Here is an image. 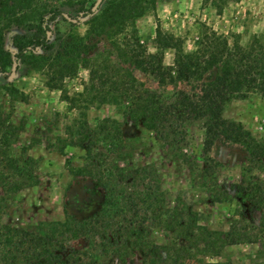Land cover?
Listing matches in <instances>:
<instances>
[{"label": "trees", "instance_id": "trees-1", "mask_svg": "<svg viewBox=\"0 0 264 264\" xmlns=\"http://www.w3.org/2000/svg\"><path fill=\"white\" fill-rule=\"evenodd\" d=\"M8 1L0 0V21L21 11V6L14 8ZM67 1L80 3L84 9L89 0ZM156 5L157 0H107L98 13L92 12V5L86 10L87 15H93L87 38L101 35L115 38L128 29L136 33V20L155 11ZM49 13L50 20L54 21L63 11L51 5ZM39 17L42 19L41 13ZM42 31L41 24L29 39L16 36V57L46 72L47 86L51 89H61L64 78L75 74L81 65L90 67L89 79L80 97L65 96L71 109L78 106L81 109L66 126L65 137L59 140L63 148H79L85 152L84 165L74 167L68 161L69 171L75 177L91 178L105 196L99 210L86 218L80 219L66 210L61 221L30 226L0 223V264H102L109 258L125 261L129 254L137 252L144 264H184L192 248L199 253L217 255L227 245L256 241L257 236L247 227L241 229L235 219L226 232L198 230L195 213L180 204L167 203L154 166L120 165L128 149L120 122L105 118L92 126L85 108L96 101L120 107L128 101L123 113L155 132L167 147L174 149H181L186 141V125L193 121L202 123L204 153L216 141L242 145L249 154V165L243 168L236 195L242 202L264 210V179L253 175L255 169L264 173V139L255 138L241 123L223 115L225 107L234 99H246L251 94L264 97L263 40L254 37L246 46L239 42L231 44L227 37L205 27L197 49L187 52L180 37L158 25L154 40L156 52H149L136 34L130 38L125 36L122 47L115 43L128 63L160 84L192 85L189 91L176 90L170 98H165L145 88L123 67L92 66L89 59H82V54L92 49L83 36L70 35L61 41L55 55L36 57L34 52L38 46L53 48L48 35H42ZM3 45L0 32V73L11 64ZM168 49L174 51L172 65L164 64V51ZM208 72L212 76L205 79ZM11 92L19 90L12 88ZM80 102L85 105L80 106ZM10 130L0 106V142L6 146ZM211 161V157L206 158L201 171L204 178L215 173L217 163L212 165ZM32 162L30 158L21 161L12 157H8L7 164L0 162V183L5 191L17 192L36 183L29 168ZM31 179L35 183L30 184ZM211 195L214 202L233 200L226 189H218ZM154 230L168 233L169 241L157 243L152 238ZM81 238L86 239L87 246L74 248L71 243Z\"/></svg>", "mask_w": 264, "mask_h": 264}, {"label": "rangeland", "instance_id": "rangeland-1", "mask_svg": "<svg viewBox=\"0 0 264 264\" xmlns=\"http://www.w3.org/2000/svg\"><path fill=\"white\" fill-rule=\"evenodd\" d=\"M96 1L89 0L84 9H81L80 3H69L67 0L8 1L14 8L21 6V11L0 21L4 53L11 61L0 73V106L3 117L11 126L9 144L6 146L0 142V162L7 164L8 157L21 161L32 159L29 168L36 183L31 179L30 184H35L17 192L5 191L0 183L1 224L30 226L39 222L61 221L66 210L78 218H86L98 211L105 196V192L91 178L75 177L69 171L68 161L74 167L84 165L85 152L79 148H63L59 140L65 137L66 126L79 115L81 109L79 106L71 109L65 96L80 97L88 82L90 67L81 65L75 74L64 78L61 89H51L47 86L49 75L46 72L34 69L31 62L17 59L16 36L24 35L29 39L42 24V35H48L53 48L38 46L34 52L38 58L55 55L60 50L61 41L67 40L70 35L83 36L92 49L83 53L82 59H89L92 66L123 67L145 88L155 90L165 98H170L176 90L189 91L192 85L183 82L160 84L151 75L128 63L115 43L122 47L125 36L130 38L136 34L149 52H156L154 40L158 25L165 32L180 37L187 52L197 49L205 27L227 37L231 44L239 42L246 46L254 37L264 41V0H157L155 11L136 20V33L128 29L115 38L101 35L88 39L93 15H87L86 10ZM51 5L59 6L77 22H71L62 15L51 21ZM173 60L174 51L165 50L164 64L172 65ZM125 70L121 74L124 75ZM211 76L212 73L208 72L205 79ZM12 88H17L19 92H11ZM78 104L85 105L84 102ZM127 104L129 102L125 101L120 107L96 101L85 108L92 126L105 118L120 122L128 143L120 165L154 166L167 203L172 206L180 204L195 213L198 230L226 232L235 219L241 229L247 227L251 234L257 236L252 243L227 245L217 255L199 253L192 248L190 258L184 264H264V210L242 202L236 195L243 168L249 165L247 150L240 144L216 141L212 149L204 153L205 132L202 123L196 121L186 125V141L181 149L167 147L155 132L123 113ZM223 115L241 123L255 138L264 139V97L261 95L251 94L246 99H234L225 107ZM206 156L212 158L210 164L217 163L215 173L208 178L201 176ZM253 175L264 179V173L257 169ZM216 183L219 186L216 187ZM218 189L228 190L232 202H214L211 194ZM167 234L154 230L152 238L159 244H165L169 241ZM71 245L84 249L87 241L81 238ZM102 264L144 263L142 255L137 252L129 254L125 261L109 258Z\"/></svg>", "mask_w": 264, "mask_h": 264}, {"label": "water", "instance_id": "water-1", "mask_svg": "<svg viewBox=\"0 0 264 264\" xmlns=\"http://www.w3.org/2000/svg\"><path fill=\"white\" fill-rule=\"evenodd\" d=\"M102 2H103V0H97V1L95 2L94 6L92 7V12H97V10H98L99 7L101 6ZM64 16L67 17V18H69V15L66 14V13H64ZM70 20H71L72 22H76V21H77L76 19H71V18H70Z\"/></svg>", "mask_w": 264, "mask_h": 264}, {"label": "flooded vegetation", "instance_id": "flooded-vegetation-1", "mask_svg": "<svg viewBox=\"0 0 264 264\" xmlns=\"http://www.w3.org/2000/svg\"><path fill=\"white\" fill-rule=\"evenodd\" d=\"M64 13H65V12L62 13L63 18H65V19H67V20H70L71 16L68 14V15H69V18H67V17L64 16ZM66 14H67V13H66ZM71 19H75V18H71ZM76 20H77V19H76ZM70 21H71V20H70ZM71 22H72V21H71ZM76 22H77V21H76ZM98 210H99V209H98ZM92 215H93V214H92ZM80 219H82V218H80Z\"/></svg>", "mask_w": 264, "mask_h": 264}]
</instances>
